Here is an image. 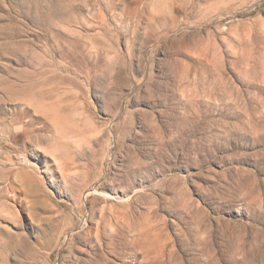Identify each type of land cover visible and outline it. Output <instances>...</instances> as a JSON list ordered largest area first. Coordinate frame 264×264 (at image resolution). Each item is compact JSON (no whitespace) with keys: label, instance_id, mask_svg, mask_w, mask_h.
<instances>
[{"label":"rangeland","instance_id":"rangeland-1","mask_svg":"<svg viewBox=\"0 0 264 264\" xmlns=\"http://www.w3.org/2000/svg\"><path fill=\"white\" fill-rule=\"evenodd\" d=\"M0 264H264V0H0Z\"/></svg>","mask_w":264,"mask_h":264}]
</instances>
